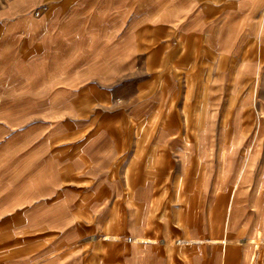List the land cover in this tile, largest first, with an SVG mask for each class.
Instances as JSON below:
<instances>
[{
  "label": "crops",
  "instance_id": "0c3cea01",
  "mask_svg": "<svg viewBox=\"0 0 264 264\" xmlns=\"http://www.w3.org/2000/svg\"><path fill=\"white\" fill-rule=\"evenodd\" d=\"M0 264H264V0H0Z\"/></svg>",
  "mask_w": 264,
  "mask_h": 264
},
{
  "label": "rangeland",
  "instance_id": "374dc122",
  "mask_svg": "<svg viewBox=\"0 0 264 264\" xmlns=\"http://www.w3.org/2000/svg\"><path fill=\"white\" fill-rule=\"evenodd\" d=\"M36 14V13H35ZM178 79L180 80V86H182L181 88H179L178 90L179 91H184L186 93V95L188 96H191V95H194L197 91V87H196V84H197V81H196V73H188V71H178ZM132 90L131 88V85L130 84H125L124 88L122 89V91L125 93L127 92H130ZM187 108H190L191 107V103L188 101L185 105ZM152 122H157L158 125H160L163 121H159V120H155V121H152ZM194 121L192 120H187V124H188V127L191 126V124L193 123ZM192 138V137H190Z\"/></svg>",
  "mask_w": 264,
  "mask_h": 264
},
{
  "label": "built area",
  "instance_id": "2783aa9c",
  "mask_svg": "<svg viewBox=\"0 0 264 264\" xmlns=\"http://www.w3.org/2000/svg\"><path fill=\"white\" fill-rule=\"evenodd\" d=\"M35 15H37V13Z\"/></svg>",
  "mask_w": 264,
  "mask_h": 264
}]
</instances>
